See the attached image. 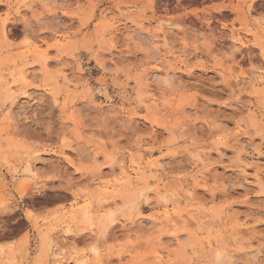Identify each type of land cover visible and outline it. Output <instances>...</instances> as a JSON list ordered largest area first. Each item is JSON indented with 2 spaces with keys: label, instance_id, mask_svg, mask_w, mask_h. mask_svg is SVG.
Segmentation results:
<instances>
[{
  "label": "rangeland",
  "instance_id": "1",
  "mask_svg": "<svg viewBox=\"0 0 264 264\" xmlns=\"http://www.w3.org/2000/svg\"><path fill=\"white\" fill-rule=\"evenodd\" d=\"M20 2L0 0V264H55V244L71 264H264V0H30L41 19L4 29ZM157 19L178 24L164 64L133 31Z\"/></svg>",
  "mask_w": 264,
  "mask_h": 264
},
{
  "label": "bare ground",
  "instance_id": "2",
  "mask_svg": "<svg viewBox=\"0 0 264 264\" xmlns=\"http://www.w3.org/2000/svg\"><path fill=\"white\" fill-rule=\"evenodd\" d=\"M48 2H50V3H54L55 4V6L56 5H67L69 2H70V0H45V3L48 5ZM43 5V4H42ZM44 7H45V4H44ZM46 8V7H45ZM10 9H12V12L11 13H9V14H6V18L4 19V22H5V25H4V29H5V27H6V22L7 21H9V20H11V19H15V18H23V19H25L24 20V22L26 21V23H27V25L29 26V24L31 25L32 23H31V20L29 21L28 19H26L27 17H26V12H29V13H31L30 15L33 17V19H35L36 20V22H37V20H39V19H41L37 14H35V9H34V7H32L31 5H30V0H22V2H20L19 4H16V5H10ZM11 11V10H10ZM12 14V15H11ZM28 14V13H27ZM11 16H12V18H11ZM18 20V19H17ZM59 19L57 18V17H54V18H52V22L54 21V22H56V21H58ZM53 22V23H54ZM121 20H119V19H116V18H114V19H112L111 21H110V23H111V26L115 29V30H120V28H121ZM155 22H157V23H159V26L157 27V29L156 30H154V31H152V30H150V31H148V30H146L145 29V27H144V25H142V24H135L134 26H133V31H134V33H136V35H137V37L143 42V43H145L146 45H148L149 46V48H150V55L151 56H153L155 59H156V61H158V62H160V63H162V64H164V59L165 58H162L160 55H159V53H160V51L158 50V48L156 47V44H155V42H154V39L155 38H158L159 37V33L161 34V33H164L163 32V27H169V28H172L173 26H175V25H178V24H175V22H168V21H163V20H159V19H157V21H155ZM25 24V23H24ZM26 25V26H27ZM236 36H237V38L235 37V39H234V41H233V47H237V45H241V46H243L244 44H243V41H242V39L241 38H239V35H237L236 34ZM63 37H61V39H62ZM164 39H165V36L163 37ZM32 43L34 44V50L36 51V52H40L42 49H41V47H42V44H43V41H40V40H37L36 38L32 41ZM59 44V43H58ZM185 50H182V51H180V52H169L168 53V56H170V57H173V58H176V59H180V60H183V59H186V54H185ZM63 60V56H61V58H60V61H62ZM48 60H45L44 61V63H43V66H44V68H46V69H48L49 68V64H48V62H47ZM59 61V62H60ZM18 71V70H17ZM154 71H155V74H154V77L155 78H157L158 76H160V74H164V81H158L157 83H162L163 84V86L164 87H166V88H173V85H174V82L171 80L172 78H174L175 76H174V74L172 73V71L171 70H169L168 68H166L165 66H156L155 68H154ZM21 73V72H20ZM251 76H248V78L247 77H245L244 76V81H246V80H250V83H253V82H256L257 80H258V78L261 76V74H260V72H258V71H256V70H253L251 73ZM45 75V74H44ZM18 77V79H19V81L20 82H22V83H24L25 81H27V77L28 76H25V75H17ZM162 76V75H161ZM16 78V79H17ZM62 78H63V80L64 81H67V82H69L70 81V78H69V74H68V69H67V66L66 67H64L63 69H62ZM160 78V77H159ZM14 79V78H13ZM18 81V82H19ZM17 82V81H16ZM25 95H28L29 93L28 92H25L24 93ZM30 95V94H29ZM29 98V97H28ZM157 101V97L155 96V95H153V99H152V102L154 103V101ZM155 104V107L157 108V109H159L160 108V104H158L157 102L156 103H154ZM8 115H11L12 113H11V111H8V113H7ZM18 115H20V114H18ZM17 116V115H16ZM6 119V121L8 122L9 120H11V118L9 117V116H6L5 117ZM130 127V126H129ZM34 168H35V166L33 165V164H28V170H27V172H29V173H31V174H35V171H34ZM262 175L264 174V173H261ZM262 175H260L259 173H257L256 174V177H257V179L260 181V184H264V177L262 176ZM194 195V194H193ZM183 197V196H182ZM163 200L165 201V202H168L169 200H168V198L167 197H163ZM90 215H91V210L89 209V208H87V209H85L84 210V212H83V218H89L90 217ZM113 215V213L112 212H110V215H109V217L111 218V216ZM167 216V222L169 223V224H171V223H174V222H178V221H182L183 223H186V220L184 219V215L183 214H181V213H175L174 214V216L173 215H169V214H167L166 215ZM189 218H195L193 215H189ZM134 223H135V221H133ZM114 223V222H113ZM128 227V226H127ZM99 229H100V234H99V237H101V238H104V237H106V236H108V234L109 235H111V231L109 230V227L108 226H105V225H100L99 226ZM255 230V229H254ZM44 242H47V243H51L50 242V238L48 237V238H45V240H44ZM45 246V245H44ZM55 246H56V248H57V250H56V252H55V254H54V259H55V264H71V262H69L68 260H66V258L64 257V255H63V253H62V251H61V249L59 250V247H58V245L57 244H55ZM43 251V250H42ZM96 251V250H95ZM97 252V251H96ZM94 253V258H100V256H98V254L97 253ZM43 255H45L44 253H43ZM221 257H222V255H217V257H215L216 259L215 260H217V261H220L221 260ZM255 257V256H254ZM261 259V258H260ZM99 261L100 262H102L103 261V259L102 258H100L99 259ZM251 261V260H250ZM73 264H87V260H84V259H80V260H77V261H75V262H72ZM110 263V262H109ZM111 264V263H110ZM235 264V263H234Z\"/></svg>",
  "mask_w": 264,
  "mask_h": 264
}]
</instances>
